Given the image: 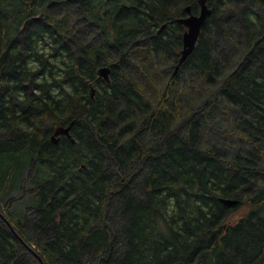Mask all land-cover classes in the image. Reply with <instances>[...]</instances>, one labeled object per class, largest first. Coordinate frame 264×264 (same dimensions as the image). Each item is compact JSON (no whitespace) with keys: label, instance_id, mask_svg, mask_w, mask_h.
Returning <instances> with one entry per match:
<instances>
[{"label":"trees","instance_id":"trees-1","mask_svg":"<svg viewBox=\"0 0 264 264\" xmlns=\"http://www.w3.org/2000/svg\"><path fill=\"white\" fill-rule=\"evenodd\" d=\"M207 4L172 75L177 19L198 0H0V229L24 244L0 238V264H264V0ZM216 37L236 51L228 70ZM133 49L166 67L157 101L125 74ZM109 63L110 83L94 82L90 99ZM187 73L210 89L180 115ZM72 121L74 142L53 143ZM231 134L229 151L218 140Z\"/></svg>","mask_w":264,"mask_h":264},{"label":"rangeland","instance_id":"rangeland-1","mask_svg":"<svg viewBox=\"0 0 264 264\" xmlns=\"http://www.w3.org/2000/svg\"><path fill=\"white\" fill-rule=\"evenodd\" d=\"M62 1V0H60ZM73 10V9H72ZM223 17L225 19L229 18V11L227 10ZM73 25L74 28H76V30H80V32L84 33V34H90V38L94 39L95 38V34L93 31V28H88L85 27V23L81 20V17L78 14H75V16L73 17ZM221 28L224 29L227 25H224V23H222ZM78 34V33H76ZM222 38H218L216 37L217 40V50H216V54L219 56V62L220 65H223L224 70L227 68L230 69L234 66L233 62L236 59L237 54L234 52L232 46H230V44H226L225 39ZM132 53H136L132 59V67L135 68L133 72L131 71H127L125 72L126 75L132 76L134 77V75H138L140 77V79L138 80L140 85L143 87V90L145 89L146 91L148 90V93L150 95V97L152 98V100L157 101V97H158V92L155 89V85L153 82H156L158 78H160L163 74L164 75H168V72H165L166 67L164 66V63L161 61L159 64L160 59H153L151 56L146 57L145 54H140L137 53V49H133ZM147 65L144 67V71H147V78L144 76H141L139 72V66L141 65ZM226 67V68H225ZM138 71V72H137ZM178 72V71H177ZM174 73V71L172 72V75H176L177 74ZM226 72V71H225ZM166 73V74H165ZM179 73V72H178ZM224 73H222L223 75ZM149 76V78H148ZM224 77V76H223ZM222 77V78H223ZM169 78V77H168ZM182 80H185L186 82H188V80L190 78H192V80H190L186 86H183V88H177L179 91L182 89V91L184 92V98H189L187 101L184 102V104H182L180 106V115H184L186 110H189L191 108H193V106L196 104V102L199 100V98L202 96V94H206V92L208 91V88L210 89V87L205 88V85H202V82L200 81V78L196 77V76H190L189 73L184 74L182 77ZM134 79V78H133ZM149 79V80H148ZM152 83V86L149 85ZM158 83V82H157ZM156 84V83H155ZM169 87L170 89L174 88V85L170 84L167 85L166 88ZM164 89L161 93V96L164 93L167 92V89ZM168 88V91L170 90ZM158 89H160L158 87ZM193 90H197L199 91L197 94H192ZM161 92V89H160ZM168 93V92H167ZM210 93V92H209ZM202 98V97H201ZM187 112V111H186ZM204 132V142H216V139L218 137L212 135V133L208 130V128L203 130ZM235 136H233L232 134L229 136H225L224 139H220L218 140L220 147H226L227 150L232 151L234 146L236 147L235 143L233 142V138ZM232 138V139H231ZM235 139V138H234ZM222 147V148H223ZM18 193L15 192V195H17ZM6 207V205H4V208ZM1 211H2V207ZM7 209V208H6ZM114 220H116V218L114 217ZM22 236H20L21 238ZM22 239V238H21ZM19 245V244H18ZM18 251L19 248H17ZM23 252V249L20 251ZM34 258V257H33ZM34 260V259H33ZM32 260V261H33ZM36 264V263H34Z\"/></svg>","mask_w":264,"mask_h":264},{"label":"water","instance_id":"water-1","mask_svg":"<svg viewBox=\"0 0 264 264\" xmlns=\"http://www.w3.org/2000/svg\"><path fill=\"white\" fill-rule=\"evenodd\" d=\"M199 3V11L198 13L194 14L190 11V6L186 7L187 15L185 17H181L177 19V22L181 24L184 27V32L182 36L183 46L180 49V56L178 59L177 64L174 67V73H176L179 70V66L186 61V59L190 56V54L193 52L198 38L200 36L202 27L204 26L208 16L211 14V9L207 4V0H198ZM165 27V24H163L159 31H161ZM113 64L109 63L107 65L100 66L96 69V78L94 81L89 82V97L90 99L95 98L96 94V88L94 85V82H98L101 80H104L107 84L110 83V73H111V66ZM74 124V121L70 122L67 126H56L50 139L53 143H58L60 136H66L68 138H71L70 135V129L72 125ZM71 141L74 142V139L71 138ZM220 201L228 206H234L238 203L235 199L230 198H221Z\"/></svg>","mask_w":264,"mask_h":264},{"label":"flooded vegetation","instance_id":"flooded-vegetation-1","mask_svg":"<svg viewBox=\"0 0 264 264\" xmlns=\"http://www.w3.org/2000/svg\"><path fill=\"white\" fill-rule=\"evenodd\" d=\"M2 207V211L0 208V222H4L6 225H8V221H7V214L5 212V208L3 206ZM11 235V236H9ZM13 237V238H17L20 242V244L17 246V248H19V250L21 251L24 247L23 244V240L20 238V235L18 233L17 230L11 228V229H0V238H3L5 240V238L3 237Z\"/></svg>","mask_w":264,"mask_h":264}]
</instances>
